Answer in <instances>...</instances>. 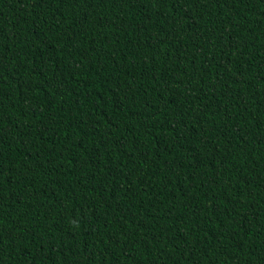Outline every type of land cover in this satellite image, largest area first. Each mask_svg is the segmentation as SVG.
I'll use <instances>...</instances> for the list:
<instances>
[{
	"label": "trees",
	"instance_id": "1",
	"mask_svg": "<svg viewBox=\"0 0 264 264\" xmlns=\"http://www.w3.org/2000/svg\"><path fill=\"white\" fill-rule=\"evenodd\" d=\"M0 264H264V0H0Z\"/></svg>",
	"mask_w": 264,
	"mask_h": 264
}]
</instances>
